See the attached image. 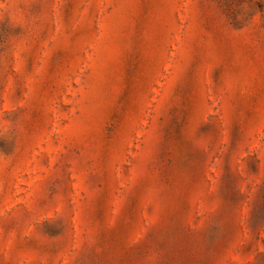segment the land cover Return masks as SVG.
Wrapping results in <instances>:
<instances>
[{
    "label": "rangeland",
    "instance_id": "obj_1",
    "mask_svg": "<svg viewBox=\"0 0 264 264\" xmlns=\"http://www.w3.org/2000/svg\"><path fill=\"white\" fill-rule=\"evenodd\" d=\"M0 264H264V0H0Z\"/></svg>",
    "mask_w": 264,
    "mask_h": 264
}]
</instances>
